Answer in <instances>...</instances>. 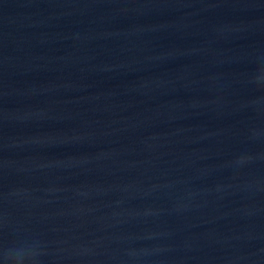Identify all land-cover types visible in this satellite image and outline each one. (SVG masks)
Segmentation results:
<instances>
[{"label": "water", "instance_id": "1", "mask_svg": "<svg viewBox=\"0 0 264 264\" xmlns=\"http://www.w3.org/2000/svg\"><path fill=\"white\" fill-rule=\"evenodd\" d=\"M41 264H264V0H0V246Z\"/></svg>", "mask_w": 264, "mask_h": 264}, {"label": "clouds", "instance_id": "2", "mask_svg": "<svg viewBox=\"0 0 264 264\" xmlns=\"http://www.w3.org/2000/svg\"><path fill=\"white\" fill-rule=\"evenodd\" d=\"M41 255V245L36 240L0 246V264H41Z\"/></svg>", "mask_w": 264, "mask_h": 264}]
</instances>
